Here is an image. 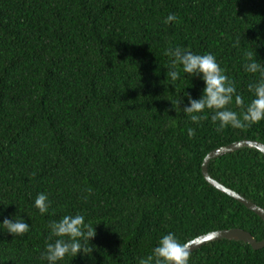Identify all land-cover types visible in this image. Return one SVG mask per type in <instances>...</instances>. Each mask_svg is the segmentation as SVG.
Wrapping results in <instances>:
<instances>
[{"label": "trees", "instance_id": "trees-1", "mask_svg": "<svg viewBox=\"0 0 264 264\" xmlns=\"http://www.w3.org/2000/svg\"><path fill=\"white\" fill-rule=\"evenodd\" d=\"M177 46L214 55L248 104L261 77L245 71L246 53L264 65V0H0V264H48L49 224L65 215H84L96 235L91 254L57 264H139L169 232L181 243L234 227L264 238L262 219L201 173L216 147L264 144V120L221 132L206 109L193 123L182 108L205 84L182 66L170 81L164 53ZM207 169L264 209L262 152L242 147ZM5 218L29 231L9 233ZM189 264H264V247L210 241Z\"/></svg>", "mask_w": 264, "mask_h": 264}, {"label": "clouds", "instance_id": "clouds-1", "mask_svg": "<svg viewBox=\"0 0 264 264\" xmlns=\"http://www.w3.org/2000/svg\"><path fill=\"white\" fill-rule=\"evenodd\" d=\"M177 19L175 14H169L164 22L167 24ZM164 54L172 57V70L168 73L171 82L179 79L180 74L176 70L178 66H182L183 72L189 76L199 75L204 81L205 87L201 98L192 99L189 96L190 106L182 108L193 123L199 124L208 118L206 115H200L206 109L212 111L211 120L214 124L219 123L217 131L221 132L227 127L246 129L264 120V65L253 58L252 52L246 53V59L250 62L245 64V71L253 74L259 72L261 79L255 84L248 85L249 91L254 94V98L248 104H245L242 96L236 94L235 82L225 74V70L221 68L214 55L193 54L190 50L179 46L165 49ZM181 103L182 100L179 98L176 106L180 108ZM233 103L240 109L239 113L228 107ZM194 135L195 129L189 128L188 136L191 138ZM86 191L90 193L91 189ZM49 206L48 196L44 193L38 194L35 207L39 212L46 213ZM2 223L6 230L15 236H22L29 231V224L23 220L13 222L5 218ZM49 228L51 236L57 239L47 243L46 251L42 253L41 258L46 259L48 264H57L68 255L75 257L81 252L91 254L92 247L89 245V240L95 237L96 232L93 225L85 223L84 215H65L59 221L51 222ZM190 249V242L181 243L173 233L169 232L160 238L150 255L139 260V264H189Z\"/></svg>", "mask_w": 264, "mask_h": 264}, {"label": "water", "instance_id": "water-1", "mask_svg": "<svg viewBox=\"0 0 264 264\" xmlns=\"http://www.w3.org/2000/svg\"><path fill=\"white\" fill-rule=\"evenodd\" d=\"M242 147L255 148L264 154V144L260 141L250 140V139H241V140L233 141L226 145L216 147L210 150L209 152H207V154L203 157V160L201 163V173L204 179L210 185L214 186L217 190L233 197L235 200L242 203L246 208L256 213L264 222V209L262 207L256 205L251 200L243 197L236 191L219 183L218 181L213 179L208 173V169H207L208 162L212 158H216L226 153L233 152ZM206 237L208 238L206 239ZM220 239L243 241L245 243H248L253 249H260L264 247V238L261 240H256L250 232L244 229H241V228H237V227L210 231L205 234L196 236L195 238L187 242L191 243L190 250L192 252L193 250L199 248L200 246L206 244L207 242L220 240Z\"/></svg>", "mask_w": 264, "mask_h": 264}]
</instances>
